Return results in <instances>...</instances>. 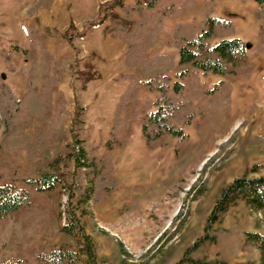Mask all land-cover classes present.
I'll return each instance as SVG.
<instances>
[{
  "label": "rangeland",
  "instance_id": "1",
  "mask_svg": "<svg viewBox=\"0 0 264 264\" xmlns=\"http://www.w3.org/2000/svg\"><path fill=\"white\" fill-rule=\"evenodd\" d=\"M104 1L0 0V82L24 100L14 135L1 139L0 181L32 191L30 203L0 218V254L35 263L37 251L75 247L74 237L60 228L69 186L80 171L69 160L75 155H67L66 144L77 137L87 138L82 142L87 149L109 159L117 183L110 193L96 195L91 213L83 217L100 264H173L207 233L217 239L203 243L199 254L212 258L223 252L234 264H262L243 231L264 233V216L245 202L206 229L223 187L247 170L249 176L264 174V42L254 14L257 1H213L215 14L231 19L248 43L251 74L230 89L228 78L202 75L199 113L187 126V137H163L151 144L142 133V117L154 94L140 83L130 88L125 75L142 78L153 68L147 72L146 66L127 64L126 38L115 34L113 25L132 27L135 18L115 7L98 23ZM208 1L184 0L185 9L167 18L161 41L149 55L178 57V48L166 43L175 36V24L196 27L212 6ZM127 90L130 98L119 107ZM115 123L123 141H111L115 144L109 149ZM56 155L55 171L64 182L50 191L36 189L27 180L51 169Z\"/></svg>",
  "mask_w": 264,
  "mask_h": 264
},
{
  "label": "trees",
  "instance_id": "2",
  "mask_svg": "<svg viewBox=\"0 0 264 264\" xmlns=\"http://www.w3.org/2000/svg\"><path fill=\"white\" fill-rule=\"evenodd\" d=\"M211 1L212 6L196 27L190 29L181 22L175 24V36L166 43L178 48V57L169 52L150 56L148 50L155 43H160V35L164 31L167 18H177L185 9L184 0H135L133 3L106 0L99 6V13L102 14L98 22L100 24L105 22L107 10L115 7H120L124 16L135 18L132 27L114 24L113 31L126 38L127 64L146 66L147 72L153 68V74L150 72L142 78L134 74L125 75L126 78L131 79L130 88L140 83L154 94L149 108L142 117V133L148 144L163 137L170 136L179 140L187 137L186 128L199 113L196 97L204 92L202 75L215 74L228 78L230 81L227 84L230 89L232 83L251 74L253 70L248 65L246 40L237 33V27L231 19L215 14L213 3L215 0ZM256 1L258 5L254 14L259 21L258 35L264 42V0ZM222 82L223 79L219 84ZM129 91L122 95L119 107L127 104L130 98L127 93ZM23 106L22 95L10 84L1 81L0 148L2 137L14 135L15 122L19 119ZM78 107L84 111L86 109L83 105ZM111 133L112 139L107 142L109 149L113 148L115 143L122 144L123 141L119 137L120 130L116 123ZM113 140L115 143H111ZM86 141L87 138L75 137L66 144L67 155L69 157L75 155L69 160L72 159L76 169L80 171L78 177L76 175L69 186L65 220L60 229L74 237L75 247L61 244L37 251L35 263L16 255L5 257L0 254V264H100L96 243L86 232L83 217L91 213L89 204L95 203L94 197L98 194L110 193L109 191L117 186V183L112 176L113 168L109 159L99 157L91 149H87L82 144ZM58 162L59 157L56 155L49 161L51 169L43 170L39 176L27 181L36 184L38 190H53L64 182L63 175L55 171ZM257 167L258 165H255L252 170H256ZM96 188L99 190L97 191ZM31 197L32 191L29 187L10 180L0 181V218L30 203ZM101 198L102 196H99V199ZM241 201L264 216V174L249 176L247 170L244 175L235 177L223 187L208 217L206 229L220 221L231 207ZM243 234L246 242L259 250L261 263L264 264V233L244 230ZM208 239L215 241L217 238L215 235L205 234L193 245L188 246L173 264H234L230 256L223 252H218L212 258L199 254L197 252L199 247Z\"/></svg>",
  "mask_w": 264,
  "mask_h": 264
}]
</instances>
